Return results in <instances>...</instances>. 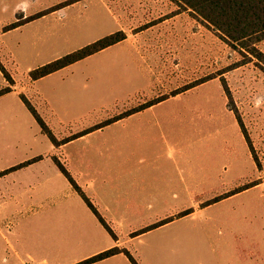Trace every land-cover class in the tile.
Wrapping results in <instances>:
<instances>
[{"label":"rangeland","instance_id":"1","mask_svg":"<svg viewBox=\"0 0 264 264\" xmlns=\"http://www.w3.org/2000/svg\"><path fill=\"white\" fill-rule=\"evenodd\" d=\"M171 2L176 13L183 11ZM164 5L153 0H0V64L19 83L25 82L32 71L109 36L120 21L131 30L173 10ZM186 14L189 60L178 66L176 56L172 75L192 81L196 71L201 70L202 77L205 69L206 79H211L197 88L199 84H190L185 95L154 114L114 124L133 111L123 109L129 90L114 88L116 78L104 69L110 53L85 57L49 79L62 92L58 97L69 101L71 95L64 92L71 91L68 85L74 76V123H69L74 139L102 128L88 141L61 150L97 157L103 178L90 184L86 177L71 176L93 203L97 221H90L75 194H46L41 199L31 195L45 207L35 217L30 215L37 212L34 204L0 210V215H7L0 221V264H19L12 247L25 264H40L39 254L25 245L39 234L43 243L61 241L65 252L74 246V260L118 244L111 249L119 252L100 264H132L126 254L137 264H264V71L256 59L240 65L244 58L236 49ZM258 47L264 53V41ZM36 104L37 113L45 117L48 112L40 99ZM51 117L49 111L47 118ZM130 122L141 125L136 133L128 128ZM55 125L62 128L57 115L47 124L49 138ZM120 136L128 140L127 147L116 141ZM103 140L115 144L113 161ZM124 149L133 154L127 163L118 158ZM188 187L199 188V195H188ZM233 192L237 194L231 199ZM199 198L221 203L197 218L178 219L184 212L181 206ZM45 211L50 216L41 224L39 215ZM166 222L171 223L159 227ZM45 255L48 263L57 264V255Z\"/></svg>","mask_w":264,"mask_h":264},{"label":"crops","instance_id":"2","mask_svg":"<svg viewBox=\"0 0 264 264\" xmlns=\"http://www.w3.org/2000/svg\"><path fill=\"white\" fill-rule=\"evenodd\" d=\"M153 2H163L165 5H171L173 10H168L163 15L153 17L142 25L133 27L131 30L127 26H123L120 21L119 28L110 30L108 34L112 35L114 32H121L124 35V39L92 54L95 56L110 53L104 63V69L114 79L116 78L117 86L114 88H118L119 91L129 90L128 94L125 93L123 96V109L131 108L133 112L124 117V120L117 119L114 121L115 125H120L125 120L134 119L141 114H154L155 109L185 95L187 93L186 87L190 84H199L194 87L197 88L206 83L205 69L202 72V77L201 70L196 71L192 81H190L189 77L184 79L181 75H177V77L172 75L176 56L180 63L178 66H181L185 59L189 60L186 58L189 56L188 49L191 46L190 33L188 32L190 18L186 14L189 11L183 10L176 13L171 0H153ZM68 68H74V63L37 80L27 78V81L22 83L15 80L10 73V80L8 81L0 70V92L6 90L0 94V210L32 207L34 204L37 207V212L30 215L35 217L45 207L39 202H34L35 198H32L31 195H37L38 199H41L40 195L63 194L66 192L72 197H74V194L79 197L83 206H85L81 208L90 218V221L94 223L97 221L94 213L56 164L60 163L70 177L76 176V173L80 177L90 179V184H92L94 179L103 178L102 175H105L95 164L97 157L83 155L80 150L69 155L62 154L61 150L66 146L74 145L79 140H86L98 131L103 132L102 128H97L74 139V130L70 129L71 125H69V123H74V76L71 77L68 85L71 91L64 92L71 95L72 99L69 101L61 100L58 94L62 92L56 90L57 86L50 85L49 81V79ZM175 90L176 93L181 92L172 96ZM21 96L34 107L36 112H38L36 103L39 99L46 108L45 110L48 113L50 111L51 118H47L48 113L45 117H41L40 113H37L40 118L44 119L42 121L47 128V124L57 115V118L61 121L62 128L60 129L55 125V131H50L52 139L40 129L36 119L22 101ZM160 97H164L163 100H158ZM154 125L161 126L162 123L155 122ZM123 126L126 125L123 124ZM140 126L137 122H130L128 128H131L136 133ZM66 131H68V134H66ZM116 141H119L118 144L120 146L125 145L127 147L129 144L125 137H121ZM101 144L105 147L109 146L110 152L107 157H110V161H113L111 147H114L115 144L110 145L108 141L104 140ZM126 149L118 157L120 162L127 163L133 158V154H126ZM100 155L101 153H99ZM198 189L197 187H188L186 193L188 195H199L198 192L200 190ZM214 193H211V195H217ZM235 194L237 192L231 193L228 197L232 199ZM198 200L191 205H182L184 212L178 219L186 217L197 218L204 213L205 209L221 203L213 201L212 204H208L209 202H204L202 198ZM31 201L33 202L30 203ZM60 208L62 207H57L58 210ZM69 210L72 211L73 209L69 208ZM49 216L50 213L46 211L40 214L39 221L41 224ZM6 217L5 213L1 214L0 221ZM170 223H162L159 227L168 226ZM34 238L30 243H25V245L33 247V250L40 255H37L42 258L37 261L40 264H50L47 262L46 253L57 255L55 259L57 264H79L93 256L108 251L113 246H118L115 243L99 247L92 252L80 254L74 260V246L70 252H65L61 241L53 245L51 243H43L41 234ZM57 246H59V249H57ZM12 249L14 255L18 257V263L25 264L24 258H22L20 253L15 248L12 247ZM116 256L122 257L123 254ZM27 259L34 261L30 255H28ZM108 259L94 264L103 263Z\"/></svg>","mask_w":264,"mask_h":264},{"label":"trees","instance_id":"3","mask_svg":"<svg viewBox=\"0 0 264 264\" xmlns=\"http://www.w3.org/2000/svg\"><path fill=\"white\" fill-rule=\"evenodd\" d=\"M184 11H189L207 28L211 29L215 34L226 44L236 49L245 61L249 62L252 59L258 61L259 67L264 71V53L259 49L258 44L264 41V0H173ZM124 39L121 32L114 33L104 37L94 44L87 46L77 52H73L57 61L42 66L30 73L31 80H37L59 69H62L70 64H73L85 57H88L104 48H107ZM239 66V65H237ZM236 66V67H237ZM0 70L4 77L9 81L10 76L0 64ZM221 75V74H220ZM208 78L206 80H210ZM223 85V79H221ZM224 89H226L223 86ZM4 91H1L2 94ZM22 101L36 119L38 125L44 133H48L47 127L42 119L37 114L34 107L21 96ZM239 125L240 121L237 120ZM48 135V134H47ZM51 137V136H50ZM52 139V138H51ZM59 170L68 178L71 185L78 192L90 210L96 215L97 211L92 203L86 198L84 193L75 184L73 179L68 175L63 166L57 163ZM256 184L252 185L256 186ZM246 187L245 189H248ZM244 189V190H245ZM101 221V219H100ZM119 251L110 249L101 254L93 256L79 264H92L112 256ZM132 264H137L135 260L126 254Z\"/></svg>","mask_w":264,"mask_h":264}]
</instances>
